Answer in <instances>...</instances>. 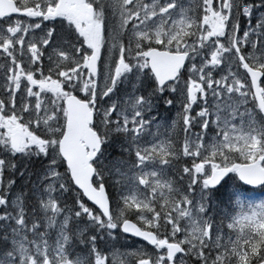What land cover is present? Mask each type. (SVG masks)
Segmentation results:
<instances>
[{"label": "snow or ice", "instance_id": "1", "mask_svg": "<svg viewBox=\"0 0 264 264\" xmlns=\"http://www.w3.org/2000/svg\"><path fill=\"white\" fill-rule=\"evenodd\" d=\"M0 264H264V0H0Z\"/></svg>", "mask_w": 264, "mask_h": 264}]
</instances>
